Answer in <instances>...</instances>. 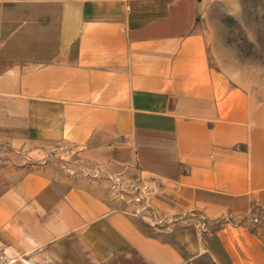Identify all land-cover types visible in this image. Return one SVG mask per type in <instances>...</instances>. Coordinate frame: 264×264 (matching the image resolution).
<instances>
[{"label":"crops","instance_id":"obj_1","mask_svg":"<svg viewBox=\"0 0 264 264\" xmlns=\"http://www.w3.org/2000/svg\"><path fill=\"white\" fill-rule=\"evenodd\" d=\"M150 11L0 0V233L28 264H264L242 218L264 209V86L193 10Z\"/></svg>","mask_w":264,"mask_h":264},{"label":"rangeland","instance_id":"obj_2","mask_svg":"<svg viewBox=\"0 0 264 264\" xmlns=\"http://www.w3.org/2000/svg\"><path fill=\"white\" fill-rule=\"evenodd\" d=\"M131 3L145 11V19L152 14V8L163 11L185 5L194 12V24L204 26L215 45L225 50L227 62L238 57L249 62L246 68H251L258 84L264 86V0H131ZM7 151L2 152L8 155ZM66 158L71 164L72 157ZM99 173L96 170L90 175L98 177ZM136 184L132 186L114 178L113 190L119 197L142 203L147 200L148 192L142 193ZM242 218L260 222L264 220V209L257 208ZM2 236L6 238L0 233V264H28L25 257L16 254L14 243Z\"/></svg>","mask_w":264,"mask_h":264}]
</instances>
